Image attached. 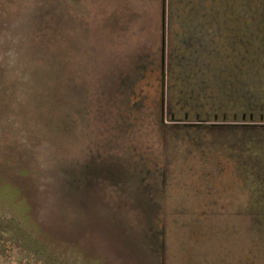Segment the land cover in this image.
I'll list each match as a JSON object with an SVG mask.
<instances>
[{
  "label": "rangeland",
  "instance_id": "rangeland-1",
  "mask_svg": "<svg viewBox=\"0 0 264 264\" xmlns=\"http://www.w3.org/2000/svg\"><path fill=\"white\" fill-rule=\"evenodd\" d=\"M234 124L264 126V0H0V264H264V213L230 160L160 135ZM113 164L168 177L152 204L119 189L108 208L134 230L118 243L99 230L102 201L85 211L87 173ZM82 171L83 231L49 218L40 234L17 200Z\"/></svg>",
  "mask_w": 264,
  "mask_h": 264
},
{
  "label": "trees",
  "instance_id": "trees-1",
  "mask_svg": "<svg viewBox=\"0 0 264 264\" xmlns=\"http://www.w3.org/2000/svg\"><path fill=\"white\" fill-rule=\"evenodd\" d=\"M139 65L140 64H138L136 69H127V71L133 73V76H131L129 80L135 83V86L137 85L136 82H138V75L143 71L142 66L140 65V67ZM123 78L120 79L123 80ZM121 85L125 86V83L123 82ZM77 86L78 89L82 91L79 92L80 95H76V99L78 98V100L83 103V86L81 83ZM131 86L132 83H130V87ZM140 101L141 100L137 102ZM78 120L79 117L73 115L65 120V126L69 134L72 135L76 132L74 131V128L76 129V125L79 124ZM158 125L165 129L169 127L167 124ZM190 129L191 128L188 126H184L183 134L175 129H168L167 131L164 130L163 133L160 132V135L166 146L171 145L175 138L184 140L187 150L185 152L189 155L191 152H198L197 156L200 157V159H203L209 152L213 153L214 156H217L218 154L228 158L231 162L235 178L244 184L243 187L246 190L249 203L254 204L255 207L258 206L262 209L261 213H264V126L235 124L219 126L203 125L194 126L192 128L194 131H191ZM46 163L47 162H45V165ZM45 165L43 166L40 163L39 167L40 170L43 169L46 172L44 174L46 176L45 178H47V176L49 178V172ZM104 167L106 168L104 171L98 169L95 170L93 168L92 172L87 173L88 178L85 181V186H87V189L91 190L92 194L97 192L98 196L93 199V203H88L86 205L87 210L85 211H87V213L89 212L90 215H92V213L94 216L99 215L100 211L92 208L97 206L94 201H98V204L102 201L99 209L103 211L104 215H99V222L102 223V227L100 228L99 226V230L104 237L109 239V241L116 240L117 242L124 237L125 234L123 231L130 233L134 230L133 225L125 224L123 222L121 223V220H118L120 217L112 215V213L115 212H112V209L108 208L109 206L112 207V205H109L112 201L114 202L118 196H121L119 189L121 190L124 186L125 190L123 191H126L124 192L126 198H124L123 195L122 198L125 200L131 193V191H128L130 188H135L137 190L140 189L139 194L143 192L146 201L152 204L158 200V197L155 194L158 192V189L155 188V183L161 184V188H163L164 185L168 183V177L167 174L163 173V170H165L164 168L162 169V172L157 175L158 180H149L151 182H148L146 185V182L144 181L145 178L156 176V173H154L155 171L150 167L144 169L140 168L139 164L138 167L133 166V172L137 174L142 173L144 179L143 177L139 178L140 176L138 177L136 174H132L133 172L128 169L122 170L120 164H113L111 167ZM107 169H109V171H107ZM78 175L82 176L78 177ZM130 175L138 177V179L132 180L134 183H131V180L129 179ZM114 176H116L117 180ZM39 184L41 187L35 191V194L31 196L29 200L26 199L25 196L24 200H22L23 202L17 200L22 215L26 216L28 220L36 221L32 223L36 229L38 228L40 230V234L44 233L43 229H45V226L50 227L48 223L49 218L58 220L59 225L65 223L68 226H71L72 233H75L80 229L83 231V199L80 197L81 194H83V171L75 176L67 175L64 180L59 177L55 182L45 179ZM43 184L46 185V189H41ZM95 184L96 191L94 190L95 187H93ZM234 184H236V181ZM52 189L54 190L52 191ZM18 197L14 198L17 199ZM31 201L33 202L31 203ZM10 225L13 227L14 223L10 221ZM2 229L3 228H0V240L3 235L1 231ZM159 232L163 236V227H161ZM10 235L11 239L17 237V233L15 234L14 232H10ZM69 237L73 239L75 244L79 242V240H74L75 237H72L71 235ZM22 247H27V250L34 255L39 252V246L33 249L35 245H32L31 240H28ZM75 249L79 251L81 259L83 260V242L81 243L80 249L76 247ZM81 262L80 263L83 264V261Z\"/></svg>",
  "mask_w": 264,
  "mask_h": 264
}]
</instances>
